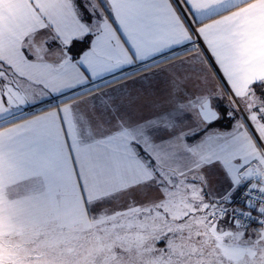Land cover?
<instances>
[{
  "label": "snow or ice",
  "instance_id": "6c2138e0",
  "mask_svg": "<svg viewBox=\"0 0 264 264\" xmlns=\"http://www.w3.org/2000/svg\"><path fill=\"white\" fill-rule=\"evenodd\" d=\"M0 264H264V0H0Z\"/></svg>",
  "mask_w": 264,
  "mask_h": 264
}]
</instances>
